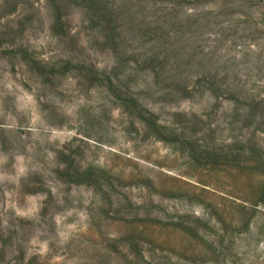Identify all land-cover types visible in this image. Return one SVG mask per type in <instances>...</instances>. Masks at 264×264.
Instances as JSON below:
<instances>
[{
	"label": "rangeland",
	"instance_id": "1",
	"mask_svg": "<svg viewBox=\"0 0 264 264\" xmlns=\"http://www.w3.org/2000/svg\"><path fill=\"white\" fill-rule=\"evenodd\" d=\"M0 264H264V0H0Z\"/></svg>",
	"mask_w": 264,
	"mask_h": 264
},
{
	"label": "trees",
	"instance_id": "2",
	"mask_svg": "<svg viewBox=\"0 0 264 264\" xmlns=\"http://www.w3.org/2000/svg\"><path fill=\"white\" fill-rule=\"evenodd\" d=\"M78 1H82L83 3H89L91 0H70L71 3L72 2H78ZM93 2H94V0H93Z\"/></svg>",
	"mask_w": 264,
	"mask_h": 264
}]
</instances>
